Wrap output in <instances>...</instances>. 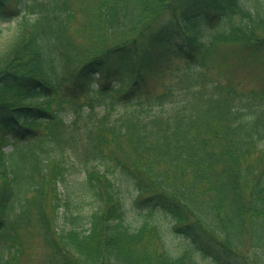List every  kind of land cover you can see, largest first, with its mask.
Listing matches in <instances>:
<instances>
[{
	"label": "trees",
	"instance_id": "obj_1",
	"mask_svg": "<svg viewBox=\"0 0 264 264\" xmlns=\"http://www.w3.org/2000/svg\"><path fill=\"white\" fill-rule=\"evenodd\" d=\"M0 21H15L0 47V264H22L29 236L47 264H264L263 7L0 0ZM247 66L261 84L236 78ZM135 207L189 247L133 228Z\"/></svg>",
	"mask_w": 264,
	"mask_h": 264
},
{
	"label": "rangeland",
	"instance_id": "obj_2",
	"mask_svg": "<svg viewBox=\"0 0 264 264\" xmlns=\"http://www.w3.org/2000/svg\"><path fill=\"white\" fill-rule=\"evenodd\" d=\"M241 2L245 8L253 12L257 11L258 8H264V0H241ZM14 22L15 21H0V47H3L11 37L14 30ZM236 78L242 80L244 87H253L262 83L261 73L254 66H247L244 70H239L236 73ZM73 184L74 176H70L68 179V186H73L70 192L74 189ZM61 189H63V186H61ZM79 194L80 192L78 191L72 192V198H70L71 207H74V205L78 204L77 202L81 200ZM90 201H92V197H87L82 206L79 208V210L86 215L90 214L95 208V204L89 203ZM65 209L66 205H62L59 209L57 220L59 224L65 222ZM148 212V209L140 211L137 207H135L134 210H129V212H127L126 219L133 228L140 226L146 220H150L160 225V227L164 230L165 244L172 251L176 252L177 250L179 251L183 248L189 247L185 240L175 231L174 222L169 216L159 211L155 212L153 216H148ZM28 240L30 242L27 251L28 257L22 264H47V249L43 246L40 238L37 236H29Z\"/></svg>",
	"mask_w": 264,
	"mask_h": 264
}]
</instances>
